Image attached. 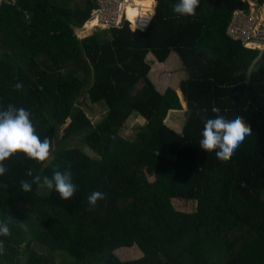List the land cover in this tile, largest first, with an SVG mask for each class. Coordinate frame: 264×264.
Wrapping results in <instances>:
<instances>
[{
  "label": "trees",
  "instance_id": "obj_1",
  "mask_svg": "<svg viewBox=\"0 0 264 264\" xmlns=\"http://www.w3.org/2000/svg\"><path fill=\"white\" fill-rule=\"evenodd\" d=\"M84 1L76 8L72 0L0 6V111L27 110L51 152L44 162L22 152L4 162L0 222L10 235H0V264H22V248L24 264H264V55L247 79L258 51L225 36L232 12H249V3L199 0L194 15L181 16L173 11L178 0H157L151 20L152 10L137 22L127 13L133 29L149 23L144 30L132 31L124 19L80 39L75 29L96 5ZM171 53L184 71L181 133L164 123L169 111L182 110L175 91L160 93L145 62L152 54L161 65ZM85 99L107 109L97 124ZM213 107L252 130L227 162L200 149ZM132 114L145 120L134 141L120 132ZM74 137L94 155L70 145ZM54 170L71 172L70 199L43 185ZM37 175L41 182L23 191L21 181ZM94 191L105 198L90 207ZM134 246L139 259L117 256Z\"/></svg>",
  "mask_w": 264,
  "mask_h": 264
},
{
  "label": "clouds",
  "instance_id": "obj_2",
  "mask_svg": "<svg viewBox=\"0 0 264 264\" xmlns=\"http://www.w3.org/2000/svg\"><path fill=\"white\" fill-rule=\"evenodd\" d=\"M248 1L252 2L250 0ZM156 3L157 0H152L151 2L153 6ZM198 4L199 0H178V3L173 6V11L181 16H191L195 14ZM95 8L96 5L93 9ZM124 19H127L131 27L132 22L128 19L127 11L125 12ZM89 22L92 23L91 18ZM102 30L109 29L102 28ZM22 87L23 85L20 83L15 85L16 89H21ZM212 112L216 113L215 118L204 119V126L201 132L202 139L199 142L200 149L205 152L215 151L217 159L222 162H227L234 155L236 149L244 141L245 137L251 134L252 130L241 117L228 120L219 114L220 109L217 107H213ZM17 152H22L29 159L36 160L37 162H44L49 159L51 154L50 140L47 137L41 140L36 134V129L30 119V113L27 110L9 105L6 110L0 111V175H3L7 171L4 162ZM27 175L30 177L33 176L32 171L29 170ZM40 182L41 177L37 175L33 177L31 182L26 180L21 181V188L27 192L31 190L33 183L39 184ZM42 183L49 190H55L60 198L65 200L70 199L76 191V185L72 182V174L68 170H54L51 178L48 176L42 178ZM104 198L105 196L102 192L94 191L88 196V203L90 207H95L97 201ZM8 221L15 222L9 216ZM20 226L25 227L22 222ZM0 235H10L8 223L0 222ZM2 253L3 244L0 243V254Z\"/></svg>",
  "mask_w": 264,
  "mask_h": 264
},
{
  "label": "rangeland",
  "instance_id": "obj_3",
  "mask_svg": "<svg viewBox=\"0 0 264 264\" xmlns=\"http://www.w3.org/2000/svg\"><path fill=\"white\" fill-rule=\"evenodd\" d=\"M72 2L73 3L71 5L73 6V8H76L77 6L85 4L84 0H72ZM249 5L252 6V4H250V3H249ZM126 11H127V13L128 12H135L136 22H137L138 13L136 11H132V10H126ZM252 11H253V15L257 18L258 22L264 23V5L262 7H257V8L252 7ZM89 24L92 25L91 28H88ZM95 25H96V23L93 26L92 23L87 21L85 23V25H83L82 27H76V29H75L76 35L80 39H83V38H86V37L92 35L93 33L97 32L99 30V28H97V27L95 28ZM146 27H140L138 29L144 30ZM131 28H132V26H131ZM135 30H137V29L132 28V31H135ZM145 62L149 65V68H150L149 72H148V78L155 85V88H159L161 82H165L168 84L169 83H177L178 80L184 76V71L178 63H177L176 67L168 68L167 72L159 74V73H155L159 70V67L157 68V65L159 63L155 60V58L152 56V54L146 55ZM169 67H171V66H169ZM178 94L180 95V98H181V96L183 97L182 94H180V93H178ZM85 103L86 104L83 105L85 112L87 113L89 118L92 120V122L94 124H97L106 115L107 109L103 105H92V104H90L88 99H85ZM185 121H186V118L184 116V110H181L179 112H171L167 116V118L164 120V123L167 126H169L176 133H178V132L181 133L183 126L185 124ZM178 122H179V124H178ZM144 124H145L144 119L132 114L127 119L125 127L120 131L121 136L125 137L127 140L134 141L136 139V136L138 135V132L140 131L139 130L140 126H142ZM176 124H178L177 129L174 127ZM60 135H61V132H60ZM80 141L81 140H78V138L74 137L73 139L70 140L69 143L72 146L77 145L79 148H84L89 154L94 155V153L91 150L89 151L86 148V146L80 144L79 143ZM148 178H149V180H153V177H148ZM184 210H186L187 212H190V211H194L195 208L191 205L190 206L187 205ZM132 248H121L116 252V254L122 261H129V260H134V259L136 260L137 258L139 259L142 255L139 256L141 254V252L139 251L138 247L134 246ZM19 255L21 257L22 264H24L27 261V257L29 255V253L27 252V250L25 248H22L21 254H19ZM63 260H66V258ZM67 263H68V261H67Z\"/></svg>",
  "mask_w": 264,
  "mask_h": 264
},
{
  "label": "built area",
  "instance_id": "obj_4",
  "mask_svg": "<svg viewBox=\"0 0 264 264\" xmlns=\"http://www.w3.org/2000/svg\"><path fill=\"white\" fill-rule=\"evenodd\" d=\"M5 0H0V6ZM248 1V0H246ZM250 11L234 10L225 28V35L233 42L239 43L249 50L264 49V23L258 22ZM126 12V0H96V8L92 10L91 21L95 22V28L110 29L120 27Z\"/></svg>",
  "mask_w": 264,
  "mask_h": 264
},
{
  "label": "crops",
  "instance_id": "obj_5",
  "mask_svg": "<svg viewBox=\"0 0 264 264\" xmlns=\"http://www.w3.org/2000/svg\"><path fill=\"white\" fill-rule=\"evenodd\" d=\"M95 4H96V0H95ZM264 5V4H263ZM262 5V6H263ZM128 6H134V4L132 3V1H129L128 2V0H126V9H127V7ZM262 6H260V7H262ZM154 7H155V5L153 6V10H152V13H151V16H153L152 14H154ZM257 7H259V6H255L254 8H257ZM135 13V12H134ZM151 18L152 17H150V20H151ZM137 20H138V17H137ZM149 20V21H150ZM148 25V24H147ZM146 27V26H145ZM171 61V62H170ZM177 63L182 67V64H181V62H180V60L178 59V57L174 54V53H171L169 56H168V59H166V61H164L163 63H161V65H157V68L159 67V70L157 71V72H155V73H159V74H161V73H165V72H167V70H168V68H174V67H176L177 66ZM169 66H171V67H169ZM254 70V69H253ZM252 70V71H253ZM151 73V72H150ZM182 80V78L181 79H179L178 80V82L177 83H165V82H161L160 83V86H159V88H156L160 93H163L167 88H171V89H173L174 91H175V93H176V95H177V97H178V99H179V102H180V105H181V107H182V110H184V113L187 111V106H186V101L184 100V98L181 96V98H180V95L178 94V93H180V94H182L181 93V91L179 90V84H180V81ZM179 111H181V110H179ZM179 111H169L168 112V114H167V116L171 113V112H179ZM167 116H166V118H167ZM165 118V119H166ZM178 124H179V122H178ZM178 124H176L174 127L177 129L178 128ZM169 127V126H168ZM178 133H180V132H178ZM139 253V252H138ZM139 256H141V254L139 255ZM138 256V257H139ZM138 259V258H137ZM135 260V259H134Z\"/></svg>",
  "mask_w": 264,
  "mask_h": 264
},
{
  "label": "bare ground",
  "instance_id": "obj_6",
  "mask_svg": "<svg viewBox=\"0 0 264 264\" xmlns=\"http://www.w3.org/2000/svg\"><path fill=\"white\" fill-rule=\"evenodd\" d=\"M132 1V3L134 4V6H128L126 10H132V11H136L138 13V16L147 13L151 10H153V5L148 3V0H128ZM145 23H147V21H145ZM93 26H94V22H92ZM92 25H88V28H91ZM90 33V32H89Z\"/></svg>",
  "mask_w": 264,
  "mask_h": 264
},
{
  "label": "water",
  "instance_id": "obj_7",
  "mask_svg": "<svg viewBox=\"0 0 264 264\" xmlns=\"http://www.w3.org/2000/svg\"><path fill=\"white\" fill-rule=\"evenodd\" d=\"M263 54H264V49L258 50L256 57L251 61L250 65L246 71L247 79H249L250 74L252 73V70L254 69V67L256 66L258 61L261 59Z\"/></svg>",
  "mask_w": 264,
  "mask_h": 264
},
{
  "label": "snow or ice",
  "instance_id": "obj_8",
  "mask_svg": "<svg viewBox=\"0 0 264 264\" xmlns=\"http://www.w3.org/2000/svg\"><path fill=\"white\" fill-rule=\"evenodd\" d=\"M152 0H148V3L151 4Z\"/></svg>",
  "mask_w": 264,
  "mask_h": 264
}]
</instances>
